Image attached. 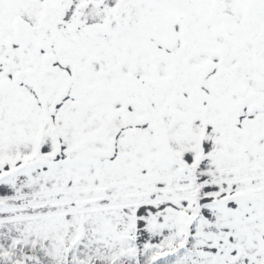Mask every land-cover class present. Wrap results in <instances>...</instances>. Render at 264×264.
Segmentation results:
<instances>
[{
	"label": "snow or ice",
	"instance_id": "6c2138e0",
	"mask_svg": "<svg viewBox=\"0 0 264 264\" xmlns=\"http://www.w3.org/2000/svg\"><path fill=\"white\" fill-rule=\"evenodd\" d=\"M0 264H264V0H0Z\"/></svg>",
	"mask_w": 264,
	"mask_h": 264
}]
</instances>
